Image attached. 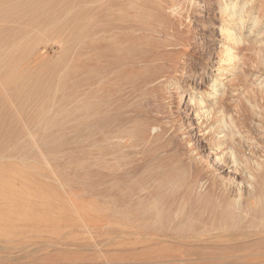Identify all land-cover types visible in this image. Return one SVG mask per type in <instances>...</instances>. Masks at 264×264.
<instances>
[{"label":"rangeland","instance_id":"rangeland-1","mask_svg":"<svg viewBox=\"0 0 264 264\" xmlns=\"http://www.w3.org/2000/svg\"><path fill=\"white\" fill-rule=\"evenodd\" d=\"M0 43V264H264V0H0Z\"/></svg>","mask_w":264,"mask_h":264},{"label":"bare ground","instance_id":"bare-ground-1","mask_svg":"<svg viewBox=\"0 0 264 264\" xmlns=\"http://www.w3.org/2000/svg\"><path fill=\"white\" fill-rule=\"evenodd\" d=\"M19 2V1H18ZM30 2V1H29ZM28 2V3H29ZM50 2V1H49ZM39 3H41V2H39ZM59 3V2H58ZM9 4V3H8ZM57 4V3H56ZM10 6V5H9ZM30 6V5H29ZM58 6H59V4H58ZM60 6H62V5H60ZM78 7V6H77ZM4 8V7H3ZM40 9H42V8H40ZM18 10V9H17ZM24 10V9H23ZM19 11V10H18ZM32 11V10H31ZM82 11V10H81ZM58 13V12H57ZM143 16V15H142ZM138 18V17H137ZM59 22V21H58ZM17 23V22H16ZM11 25V24H10ZM16 25V24H15ZM14 26V25H13ZM141 28V27H140ZM139 29V28H138ZM3 36V35H2ZM1 44V43H0ZM231 51V50H230ZM231 53V52H230ZM231 57V56H230ZM230 57H229V59H230ZM232 59V58H231ZM229 61V60H228ZM50 64V63H49ZM51 65V64H50ZM45 66V65H44ZM2 68V67H1ZM62 72V71H61ZM48 73V72H47ZM46 73V74H47ZM55 73V72H54ZM22 90V89H21ZM16 99V98H15ZM200 106L201 107H203V108H205L206 107V104L204 103V102H201L200 103ZM20 108H21V106H20ZM19 108V109H20ZM210 109V108H209ZM210 111V110H209ZM205 112H207V111H205ZM204 113V112H203ZM2 119V118H1ZM8 119H10V118H8ZM1 130V129H0ZM5 130V129H4ZM152 130H153V128H152ZM29 131V130H28ZM0 133H1V131H0ZM21 133H23V132H21ZM26 134V133H25ZM31 136V135H30ZM9 138H11V137H9ZM23 139V138H22ZM48 139V138H47ZM8 140V139H7ZM12 140V139H11ZM13 141V140H12ZM51 141V140H50ZM53 141V140H52ZM15 142V141H14ZM64 144V143H63ZM219 146V145H218ZM222 146V145H221ZM88 149H90V147L88 148ZM39 151V150H38ZM231 153H233V152H231ZM234 154V153H233ZM236 155V154H235ZM234 155V156H235ZM244 156V155H243ZM32 161V160H31ZM246 161V160H245ZM30 169V168H29ZM255 169V168H254ZM236 170V169H235ZM167 173H168V171H167ZM237 173V172H236ZM250 178L251 179H253V176L250 174ZM242 179V178H241ZM234 180V179H233ZM245 182V181H244ZM251 225V227H254V225L252 224V223H250ZM254 234H256V233H254ZM246 243V242H245ZM226 250H224V252H225Z\"/></svg>","mask_w":264,"mask_h":264}]
</instances>
